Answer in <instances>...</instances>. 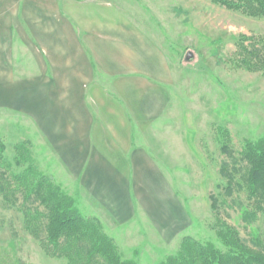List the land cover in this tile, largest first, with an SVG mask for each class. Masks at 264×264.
<instances>
[{"label":"crops","instance_id":"obj_1","mask_svg":"<svg viewBox=\"0 0 264 264\" xmlns=\"http://www.w3.org/2000/svg\"><path fill=\"white\" fill-rule=\"evenodd\" d=\"M155 1L0 0V108L34 124L87 216L169 236L189 213L141 139L171 102L170 0Z\"/></svg>","mask_w":264,"mask_h":264},{"label":"rangeland","instance_id":"obj_2","mask_svg":"<svg viewBox=\"0 0 264 264\" xmlns=\"http://www.w3.org/2000/svg\"><path fill=\"white\" fill-rule=\"evenodd\" d=\"M166 5L169 34L164 44L172 78L163 85L171 102L147 136L141 135L145 142L140 140L148 145L187 209L188 227L161 236L149 220L139 216L124 227L104 220L103 228L115 238L121 257L138 264H164L178 253L184 236L222 247L216 232L220 218L236 227L251 246L264 247V211H258L252 222L244 220L245 206L255 207L243 190L227 195L228 177L221 171L225 161L233 164V158L222 151L221 131L228 130L236 157L247 139L264 138V72L247 68L237 46L243 35L264 39V17L249 16L212 0H170ZM0 143L5 145L0 174L23 172L32 165L60 184L88 215L77 194L78 184L70 181L23 114L0 108ZM18 158H23L21 166ZM213 196L218 213L212 206ZM22 201L21 194L15 205L0 195V264H67L66 258L48 254L26 229Z\"/></svg>","mask_w":264,"mask_h":264},{"label":"trees","instance_id":"obj_3","mask_svg":"<svg viewBox=\"0 0 264 264\" xmlns=\"http://www.w3.org/2000/svg\"><path fill=\"white\" fill-rule=\"evenodd\" d=\"M213 3L254 17H264V0H212ZM249 41V45L245 44ZM244 63L251 70L264 72V39L241 36L237 41ZM222 151L228 153L233 164L225 161L221 171L228 177L226 193L231 196L236 189L246 192L255 209L248 206L242 211L244 220L252 222L258 211H264V138L247 139L234 155L230 147L228 130L221 131ZM5 145L0 143V160ZM23 158L16 160L23 164ZM240 163V165H238ZM242 171L240 176L238 172ZM22 195L21 210L26 229L38 239L45 251L67 259V264H138L121 257L116 240L107 234L102 222L95 216L84 215L76 200L57 184L52 177L28 166L23 172L0 174V195L13 205ZM213 208L218 213L217 198ZM216 230L222 247L213 242H201L184 236L177 254L170 255L164 264H264V247L251 246L239 230L222 218Z\"/></svg>","mask_w":264,"mask_h":264}]
</instances>
